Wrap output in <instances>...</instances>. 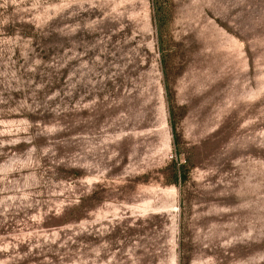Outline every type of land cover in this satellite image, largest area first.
<instances>
[{"label": "rangeland", "instance_id": "374dc122", "mask_svg": "<svg viewBox=\"0 0 264 264\" xmlns=\"http://www.w3.org/2000/svg\"><path fill=\"white\" fill-rule=\"evenodd\" d=\"M0 264H264V0H0Z\"/></svg>", "mask_w": 264, "mask_h": 264}]
</instances>
